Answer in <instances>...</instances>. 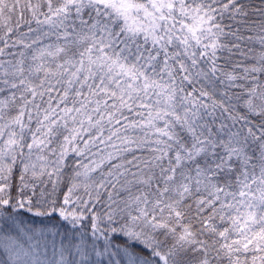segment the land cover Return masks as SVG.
I'll return each instance as SVG.
<instances>
[{
  "label": "snow or ice",
  "instance_id": "6c2138e0",
  "mask_svg": "<svg viewBox=\"0 0 264 264\" xmlns=\"http://www.w3.org/2000/svg\"><path fill=\"white\" fill-rule=\"evenodd\" d=\"M0 264H264V0H0Z\"/></svg>",
  "mask_w": 264,
  "mask_h": 264
},
{
  "label": "trees",
  "instance_id": "16d2710c",
  "mask_svg": "<svg viewBox=\"0 0 264 264\" xmlns=\"http://www.w3.org/2000/svg\"><path fill=\"white\" fill-rule=\"evenodd\" d=\"M254 2H258V0H254ZM67 189L63 185L61 186V192H65Z\"/></svg>",
  "mask_w": 264,
  "mask_h": 264
}]
</instances>
